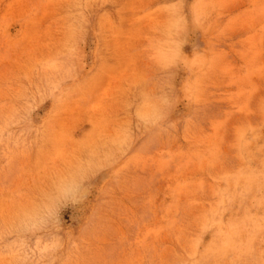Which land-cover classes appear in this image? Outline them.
I'll use <instances>...</instances> for the list:
<instances>
[{
    "label": "rangeland",
    "instance_id": "374dc122",
    "mask_svg": "<svg viewBox=\"0 0 264 264\" xmlns=\"http://www.w3.org/2000/svg\"><path fill=\"white\" fill-rule=\"evenodd\" d=\"M0 264H264V0H0Z\"/></svg>",
    "mask_w": 264,
    "mask_h": 264
}]
</instances>
